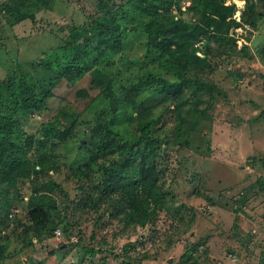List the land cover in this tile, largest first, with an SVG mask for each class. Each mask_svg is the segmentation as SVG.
<instances>
[{"label": "trees", "instance_id": "trees-1", "mask_svg": "<svg viewBox=\"0 0 264 264\" xmlns=\"http://www.w3.org/2000/svg\"><path fill=\"white\" fill-rule=\"evenodd\" d=\"M53 1L10 0L1 9L15 23L35 21L39 12L52 8ZM229 1L107 0L98 4L97 17L74 26L59 49L45 53L37 64L44 71L42 76L29 79L22 73L16 79L10 72L0 80V264L7 257V241L19 227L23 230L17 237L27 239L31 233L40 236L49 226L58 225L53 212L61 197H68V189L63 182L41 180L40 175L59 171L60 165L49 150L70 140H75L80 160L69 168L64 180L74 183L81 196L80 207L103 210L98 223L110 219L118 220L124 229L155 226V210H163L172 194L165 179L169 166L160 161L169 154L164 145L190 147L197 125L211 119L215 93L225 95L218 85L204 78L205 73H214L212 44H219L222 52L237 51L243 35L236 29L244 25L246 29L258 28L264 18V0H241L246 4L240 20L236 17L239 6ZM133 38L144 50V59L126 54ZM247 50L245 44L243 52ZM262 57L264 60V50ZM92 72L88 84L76 91L75 102L89 109L105 99V107L94 118L84 119L64 108L56 123L45 126L40 139L24 129L22 115L48 110L60 82L76 84ZM162 99L174 106L176 118L172 132L163 135L157 131L162 114L155 117L154 113ZM123 113L128 114L132 126L128 138L116 126ZM31 152L36 153V170L31 180L35 184L28 201V223L20 221L7 236L4 232L14 221L12 200L21 199L26 181L21 167L31 160ZM259 183L264 190V180ZM207 199L217 206L214 198ZM242 206L240 203L234 211L242 212ZM176 213L179 217V211ZM140 243L142 240H137L123 247L121 264H143ZM199 243L186 248L181 264H200ZM83 249L86 257L101 252L94 247ZM63 251L65 259L67 250Z\"/></svg>", "mask_w": 264, "mask_h": 264}, {"label": "rangeland", "instance_id": "rangeland-1", "mask_svg": "<svg viewBox=\"0 0 264 264\" xmlns=\"http://www.w3.org/2000/svg\"><path fill=\"white\" fill-rule=\"evenodd\" d=\"M9 1L0 0V80L10 72L16 79L22 73L29 79L42 76L44 71L37 64L45 53L59 49L74 26L97 17L98 4L107 0H54L52 8L39 12L35 21L20 23H15L1 9V5ZM232 2L239 6L236 16L240 18L246 2L230 0L228 3ZM259 23L258 28L246 29L248 26L244 25L236 29L238 35H243L236 45L237 51L222 52L219 44H212L211 70L214 73H205L204 78L218 85L225 95L215 93L214 106L209 112L211 119L197 125L190 147L164 145L169 154L160 161L169 166L165 179L166 188L172 194L163 210H155V226L124 229L118 220L98 223L103 210L80 207L81 196L74 183L64 180L69 168L76 167L80 160L75 140H70L49 150L60 165L59 171L40 175L41 180L52 178L63 182L68 189V197H61L53 212L58 225L49 226L40 236L31 233L27 239L17 237L23 230L19 227L7 241V257L2 264H121L123 247L137 240L143 242L138 245L145 258L143 264H181L186 248L197 242H200L197 248L200 264H242V261L232 262L235 256L226 252L227 247L239 249L241 244L242 254L250 256L251 264H259L258 255L248 250L255 241L262 243L260 240L264 237V190L259 183L264 180V18ZM246 36L251 39L247 41ZM133 39L131 50L126 54L144 59V50ZM245 44L248 45L246 53L243 52ZM93 75L90 73L76 84L60 82L55 88V97L49 100L48 110L22 115L24 129L35 135L36 140L40 139L45 126L56 123L58 113L64 108L81 114V118H94L96 112L105 107V99L89 109L75 102L76 91L86 86ZM189 75L194 77V71L190 70ZM167 101L162 99L154 112L155 117L162 114L157 130L162 135L171 133L176 124L174 106ZM127 115L123 113L116 126L128 138L132 135V126ZM29 158L31 160L21 167L26 176L21 199L12 200L10 195L14 201V221L11 229L4 232L7 236L20 221L28 223L36 153L31 152ZM208 196L216 200L217 206L211 205ZM240 203L243 209L237 213L234 209ZM176 211L183 218L176 217ZM238 224L240 230L236 229ZM246 229L256 232L251 235L253 233H247ZM235 232L241 244L237 243ZM84 246L101 249V252L86 257ZM56 249L58 252L53 254ZM63 250H67L65 259Z\"/></svg>", "mask_w": 264, "mask_h": 264}, {"label": "crops", "instance_id": "crops-1", "mask_svg": "<svg viewBox=\"0 0 264 264\" xmlns=\"http://www.w3.org/2000/svg\"><path fill=\"white\" fill-rule=\"evenodd\" d=\"M229 165H231V163H229ZM238 229L240 230L241 227L239 226ZM253 230H255V229H253ZM245 231L247 233H253V231L250 232L251 230H247L246 229ZM235 234L238 237L237 243L241 244L240 241H239V235H238V233L235 232ZM251 235H254V233L251 234ZM260 238H262V237H260ZM260 241H262V243H260ZM260 241H259L260 244H258L255 241L253 244L249 245L248 246V250L251 252V254H254V255L257 254L258 255L256 257H259L260 258L259 264H264V237ZM241 245H239L240 246L239 249H236V247H233V246H229V247L226 248V252L230 253L231 256H235V258L232 259V262L240 263V261H242V264H251L250 256L247 257L244 254H242V252H244V251H241V247L243 246V245L242 246ZM244 249H246V248L244 247ZM235 250H237V252ZM254 255H252V256L254 257Z\"/></svg>", "mask_w": 264, "mask_h": 264}, {"label": "built area", "instance_id": "built-area-1", "mask_svg": "<svg viewBox=\"0 0 264 264\" xmlns=\"http://www.w3.org/2000/svg\"><path fill=\"white\" fill-rule=\"evenodd\" d=\"M237 18H238V20H240L241 19V16H240V18L238 17V16H236ZM253 232L255 233L256 232V230H253Z\"/></svg>", "mask_w": 264, "mask_h": 264}, {"label": "water", "instance_id": "water-1", "mask_svg": "<svg viewBox=\"0 0 264 264\" xmlns=\"http://www.w3.org/2000/svg\"><path fill=\"white\" fill-rule=\"evenodd\" d=\"M172 262V259H170V263Z\"/></svg>", "mask_w": 264, "mask_h": 264}, {"label": "bare ground", "instance_id": "bare-ground-1", "mask_svg": "<svg viewBox=\"0 0 264 264\" xmlns=\"http://www.w3.org/2000/svg\"><path fill=\"white\" fill-rule=\"evenodd\" d=\"M239 2V1H238Z\"/></svg>", "mask_w": 264, "mask_h": 264}]
</instances>
